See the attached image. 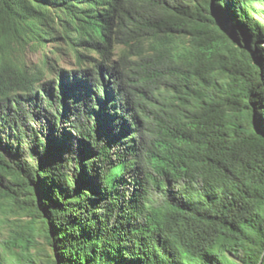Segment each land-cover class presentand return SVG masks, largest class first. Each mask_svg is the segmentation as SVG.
Instances as JSON below:
<instances>
[{"label": "trees", "instance_id": "1", "mask_svg": "<svg viewBox=\"0 0 264 264\" xmlns=\"http://www.w3.org/2000/svg\"><path fill=\"white\" fill-rule=\"evenodd\" d=\"M4 198L53 264H264V0H0Z\"/></svg>", "mask_w": 264, "mask_h": 264}, {"label": "rangeland", "instance_id": "2", "mask_svg": "<svg viewBox=\"0 0 264 264\" xmlns=\"http://www.w3.org/2000/svg\"><path fill=\"white\" fill-rule=\"evenodd\" d=\"M49 44L44 51L35 53L27 51L26 58L32 64L40 63L41 58L51 51ZM49 55V54H48ZM58 65L64 69L75 68L73 58L65 56L59 59ZM27 216L17 205L4 198L0 203V257L4 264H53L51 250L41 235L38 223L30 222ZM35 228L33 237H26L30 224ZM32 239V246L25 248L26 240Z\"/></svg>", "mask_w": 264, "mask_h": 264}, {"label": "bare ground", "instance_id": "3", "mask_svg": "<svg viewBox=\"0 0 264 264\" xmlns=\"http://www.w3.org/2000/svg\"><path fill=\"white\" fill-rule=\"evenodd\" d=\"M121 54H122V53H121ZM122 59H123V57H122ZM124 60H125V59H124ZM110 61H111V60H110ZM110 61H109V62H110Z\"/></svg>", "mask_w": 264, "mask_h": 264}]
</instances>
